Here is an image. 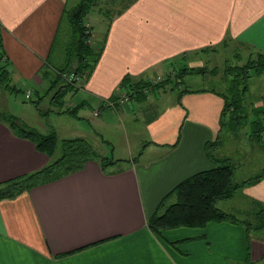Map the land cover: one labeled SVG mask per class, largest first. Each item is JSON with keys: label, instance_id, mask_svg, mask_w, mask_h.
Returning <instances> with one entry per match:
<instances>
[{"label": "crops", "instance_id": "0c3cea01", "mask_svg": "<svg viewBox=\"0 0 264 264\" xmlns=\"http://www.w3.org/2000/svg\"><path fill=\"white\" fill-rule=\"evenodd\" d=\"M13 1L3 0L0 7L3 58L12 75L46 86L38 72L47 66L56 73L47 58L68 0ZM125 2L103 48L99 42L101 52L93 71L74 97L78 105L97 110L92 118L95 128L114 124L128 111L98 107L115 97L109 96L125 74L129 76L123 81L133 82L130 87L126 84L127 90L136 92L139 101L149 90L152 79L147 78L152 74L163 80L173 77L181 84L189 72L203 74L198 71L205 69L201 55L217 48L233 45L239 51L264 52V0ZM135 28L140 33H132ZM131 36L141 38L135 56L124 50L133 41ZM119 50L122 53L117 54ZM208 75L212 74L202 76L210 85ZM176 97L158 111L153 104L141 128L142 138L133 148L136 157L118 170H102L97 161H87L80 171L1 199L0 264H245L239 224L215 221L201 229L167 230L163 239L147 228V218L169 191L215 166L206 156L205 144L218 137L223 99L212 89H184ZM79 129L71 135L91 140L97 152L108 156L101 153L102 140ZM50 159L0 117V184L40 170ZM254 190L259 198L255 199L264 202V177ZM214 230L219 233L211 234ZM198 237L201 240L193 243L201 250L188 263L187 252L174 245ZM208 238L218 243L216 248L205 245ZM261 247L254 243L251 251L257 264H262Z\"/></svg>", "mask_w": 264, "mask_h": 264}, {"label": "rangeland", "instance_id": "374dc122", "mask_svg": "<svg viewBox=\"0 0 264 264\" xmlns=\"http://www.w3.org/2000/svg\"><path fill=\"white\" fill-rule=\"evenodd\" d=\"M10 1L14 2L13 0ZM125 1L90 0L92 5L89 9L88 17L82 21L85 34L84 43L93 48H99L102 45L103 48L109 27L115 19L114 16L120 9V4L126 3ZM78 3L82 4L83 1L68 0L62 17L59 19L53 45L47 58L58 70L56 72L67 71L69 74L75 72L76 77L74 80L67 81L66 73L60 79H56L54 72L48 67L44 69L51 72L48 75V80L50 78L54 80L52 87H49V83L46 86H34L27 83L24 79L17 78L16 75H12L10 72H5L0 80V115H13L18 127L26 130L32 129L41 137L57 134L55 157L59 155L58 149L60 148L61 140L78 137L77 134H71L76 130L80 131L79 128H81L85 130L82 133L91 131L90 134L102 140L101 153L106 152L108 154L107 157L117 161L114 165L105 166L106 170H118L120 168L119 165L124 161H129L130 158L136 157L137 152L135 153L133 148L137 145L139 139L142 138L141 128L143 129L144 119H148V113L154 103L156 107H152V109L158 111L163 108V105H167L170 99L174 100L177 98L176 96L184 89L190 91L212 89L216 93L231 96L228 87L231 74L225 76L223 70L241 66L258 53L250 50L239 51L233 45H229L226 48H217L215 52L201 55L205 69L202 70L201 68V70H198L203 71V74H212L211 76L208 75L211 79V86L207 83V79H203L202 73L189 72L182 78L183 83L181 84H177L176 79L173 77L174 80L170 82H164L163 79L152 81L151 85L147 86L149 90L143 94L140 101L136 99L134 91L128 92L126 84L130 87L133 82L123 81L124 76H129L125 74L114 88L113 94L109 97L118 94L114 95L115 97L112 100L118 101L125 94L127 104L125 105L124 103L122 109L126 107L128 111H125L122 117L115 118L114 124L108 123L95 128L97 123L92 119L94 118L93 112L95 110L89 105L87 107L79 106L75 111V116L59 113L60 111L73 109L74 107L70 103L78 105L74 97L82 86V82L87 78L88 68H85V65L88 64L90 57L84 58L85 61L82 63L84 68L81 69L82 65H79L77 59H75L77 54L75 46L80 35L77 27L73 26L75 29L72 27L69 21L70 17L67 15L72 7H76ZM94 4L96 5L94 6ZM0 7H3V0H0ZM131 32L140 33V29L135 28ZM131 37L133 41L129 42L124 50L128 54L135 56L138 52L137 45L140 43L141 38ZM120 53H122V50L117 51V54ZM70 56H72L71 59ZM175 68L178 69L177 66ZM212 69L214 72H210ZM38 74L40 75V72ZM262 75L261 77L251 75L247 83L246 93L240 101L242 106L241 113L238 114L240 117L221 127L216 144L211 147V153L215 159L224 158L234 165L233 181L241 185L240 189L236 191V197L217 201L216 207L231 215L236 220V224L242 226L245 254L248 258L245 264H248L249 261L251 264H257L251 254L254 243L263 247L264 254V202L257 200L259 198L254 196V188L260 184L262 178L260 176L264 173V72ZM152 76L147 78V81L156 77L161 78L158 75L154 76L152 74ZM122 82L124 85H122ZM60 86H63L62 90ZM34 90L35 92L33 93ZM57 91L64 94L62 103L52 100V98L57 96ZM132 99H134L133 102ZM57 100L60 101L58 98ZM257 101L263 103V106H256L258 104ZM259 109H261V112L257 113ZM77 117L82 118L77 119ZM88 141L91 142V140ZM101 155L103 156V154ZM3 185L5 184H0V187ZM174 201L175 199L171 198L165 205ZM154 214L155 212L147 218L146 223ZM214 233L218 234L219 231L214 230L211 232V234ZM177 235L181 237L182 234L177 233ZM159 238H164L163 233H161ZM197 239L181 240L174 245H178L177 247L181 252H187L185 258L188 263L193 258V254L201 250L193 243V241L201 240L200 237ZM207 241L208 243L205 244L207 247H217L218 243L215 240L208 238ZM258 250L260 249L258 248ZM262 264H264L263 261Z\"/></svg>", "mask_w": 264, "mask_h": 264}, {"label": "trees", "instance_id": "16d2710c", "mask_svg": "<svg viewBox=\"0 0 264 264\" xmlns=\"http://www.w3.org/2000/svg\"><path fill=\"white\" fill-rule=\"evenodd\" d=\"M82 1V4L79 3L76 7H73L67 15L70 17L69 21L72 27H77L80 35L75 46L77 50L75 59H77L79 65H82L85 61L84 58L90 57L88 64L85 65V68H88V76L93 71L94 65L100 56L101 48H93L83 41L85 34L82 21L87 19L86 17L89 14L92 3L90 0ZM0 48L2 51L1 41ZM2 54L0 55V80L3 78L5 72L9 73V65ZM71 58L72 56H70V59ZM47 64L49 65L50 63L47 62ZM44 68H47V66H44L39 71L41 79L45 81L46 84L49 83V87H52L54 80L50 77L48 80V75H50L51 72ZM82 68H84L83 65L81 66V69ZM56 70L57 69H55V71ZM223 71L225 76L231 74L228 86L231 96L217 93L223 99V108L219 120L220 127H224L226 124L240 117L238 115L241 113L242 108L240 101L246 93L249 78L251 75L259 76L264 72V53L258 52L254 58L249 59L245 64L237 66L234 69H224ZM64 73H66L65 75L71 80H74L76 77L75 72L69 74L67 71L56 72L54 77L60 79ZM172 76H174V74ZM171 79L172 77L163 81L170 82ZM122 85L124 84L122 83ZM60 87L62 90L63 86ZM60 91H57V96L52 98V100L57 103H62L64 94L59 93ZM57 98L60 99V101H58ZM112 100L113 98L110 99V101ZM79 106L80 105H77L71 110L60 111L59 113L75 116V111ZM258 112H261V109L257 110V113ZM0 117L5 118L10 126L16 130L17 134L23 138L32 140L39 149L43 150L47 156L51 158L49 163L42 169L5 182V185L0 187V200L12 197L24 188L30 189L36 185L53 182L64 176L80 171L87 161H97L102 170H106L105 166L114 165L116 163L111 157L102 156L97 152L93 144L83 137L61 140L59 145L60 148L58 149L59 155L55 157L57 134L41 137L32 129L26 130L18 127L13 115L3 114L0 115ZM216 139L217 137L215 140L205 144L206 156L215 166L206 171L195 173L178 183L165 195L157 206L155 214L147 221V228L156 237H160L161 233L166 230L202 228L211 221L237 223L231 215L216 207L217 201L233 198L236 191L240 189L241 186L240 183L233 181L235 168L229 160L223 158L216 162L212 158L211 147L216 144ZM261 177H264V173L260 178ZM171 198H174L175 201L165 205ZM261 259L264 263V254Z\"/></svg>", "mask_w": 264, "mask_h": 264}, {"label": "built area", "instance_id": "2783aa9c", "mask_svg": "<svg viewBox=\"0 0 264 264\" xmlns=\"http://www.w3.org/2000/svg\"><path fill=\"white\" fill-rule=\"evenodd\" d=\"M158 79H161L159 77L155 78V79H152V81L154 80H158ZM151 81V82H152ZM127 104V99L125 98V94H123L122 98L118 101H110V100H105L100 106H98L99 108L103 105H105L106 107L108 108H113L112 110H115L116 107L122 109V106ZM95 112H97V110H95Z\"/></svg>", "mask_w": 264, "mask_h": 264}]
</instances>
